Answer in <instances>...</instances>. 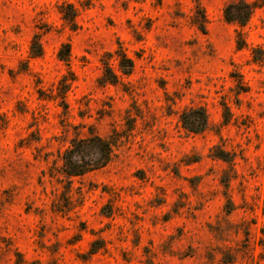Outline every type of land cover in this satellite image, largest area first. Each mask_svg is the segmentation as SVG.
I'll return each mask as SVG.
<instances>
[{
    "label": "rangeland",
    "instance_id": "rangeland-1",
    "mask_svg": "<svg viewBox=\"0 0 264 264\" xmlns=\"http://www.w3.org/2000/svg\"><path fill=\"white\" fill-rule=\"evenodd\" d=\"M230 1L0 0V264H264V0L243 28ZM119 45L133 71L112 57L121 79L103 83ZM94 136L108 163L66 176Z\"/></svg>",
    "mask_w": 264,
    "mask_h": 264
},
{
    "label": "trees",
    "instance_id": "trees-1",
    "mask_svg": "<svg viewBox=\"0 0 264 264\" xmlns=\"http://www.w3.org/2000/svg\"><path fill=\"white\" fill-rule=\"evenodd\" d=\"M262 4L257 1L250 2L248 0H232L224 8L225 19L230 23H235L239 27L243 28L256 8H259ZM62 17L64 21L72 28H76V11L72 5H67L62 9ZM205 15L202 14V22L199 23V29L206 32L205 28ZM237 44L238 48H243L245 40L243 38V32L241 30L237 31ZM71 52L70 43H65L59 51L60 60L69 63ZM32 54L34 56H40L42 54V48L39 41L35 40L32 45ZM115 57L118 61L119 71L124 76H129L134 68L133 60L126 54L125 50L121 45L112 53L106 55V60H104V71L101 76V81L103 83L116 84L120 81L121 75H119L109 64L108 60ZM229 107L224 105V120L225 123L229 118ZM181 121L184 128L191 133L197 134L203 132L209 123L208 114L203 107H191L190 109L184 111L181 115ZM95 147L99 151V157L95 162L90 164H85L84 153L86 147ZM88 145V146H84ZM111 144L106 140L94 136L90 139L80 140L78 142L74 141L72 148L68 150L64 156V173L68 177L81 176L87 172L99 169L105 166L111 157ZM216 157L224 161L230 162L228 155L222 150H218ZM97 248L91 249V253H95Z\"/></svg>",
    "mask_w": 264,
    "mask_h": 264
}]
</instances>
